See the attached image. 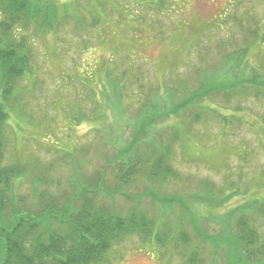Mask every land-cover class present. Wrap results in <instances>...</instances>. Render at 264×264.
I'll list each match as a JSON object with an SVG mask.
<instances>
[{
	"label": "rangeland",
	"instance_id": "1",
	"mask_svg": "<svg viewBox=\"0 0 264 264\" xmlns=\"http://www.w3.org/2000/svg\"><path fill=\"white\" fill-rule=\"evenodd\" d=\"M35 1L55 7L59 14L54 28L41 29L35 23L28 29L14 27L17 40L26 41L31 52L32 72L19 83L20 97L4 127L6 162L26 169L13 182L9 210L25 211L32 205L40 211L39 197L43 202L57 198L71 185L77 190L101 168L106 153L126 150L145 117L141 114L140 119L136 111L151 92V108H162L151 111L149 123L155 124L163 142L174 132L178 137L171 156L178 176L165 186H148L139 176L124 187L106 180L104 190L110 192L98 194V199L112 201L124 213L131 204L138 205L175 231L181 221V231L190 239L187 249L200 248L207 256L212 247L195 231L203 236L221 228L230 232L229 219H223L229 210L264 198V99L246 95L225 102L211 94L184 111L177 104L203 77L209 88L234 78L221 44H243L237 18L252 27L251 20L257 21L264 31V0ZM65 9L75 16L63 19ZM246 56L245 77L264 80V46L255 44ZM110 73L119 78H110ZM111 80L117 82L118 99ZM2 81L0 69V93ZM235 106L243 111H234ZM37 178L42 182L36 185ZM234 189L239 193L233 194ZM151 191L166 201L156 206ZM207 191L226 202L211 206ZM255 222L261 245L264 220ZM169 239L162 248L129 237L112 249L106 264H183L186 249L174 248ZM214 264L223 263L219 259Z\"/></svg>",
	"mask_w": 264,
	"mask_h": 264
},
{
	"label": "trees",
	"instance_id": "2",
	"mask_svg": "<svg viewBox=\"0 0 264 264\" xmlns=\"http://www.w3.org/2000/svg\"><path fill=\"white\" fill-rule=\"evenodd\" d=\"M101 4H104V0ZM54 8L35 0H0V69L3 74L0 93V264H106L112 249L129 237H139L143 242H154L162 248L170 237L174 248L186 249L181 253L183 264H214L219 259L223 264H264V244L258 245V231L254 225L256 218L264 220V198L253 199L230 209L223 218L229 219L230 232L221 228L214 235L203 236L195 231L198 238L212 247L205 257L200 248L191 251L187 249L190 239L186 231H181L184 229L181 221L178 222L181 228L175 231L166 220L149 217L138 205L131 204V208L124 213L112 201L107 204L98 199V194L110 192L104 190L108 189L106 180L109 184L117 183V186L124 187L131 178L139 176L146 178L148 182L145 184L148 186L151 182L156 186H165L167 181L175 180L178 176L171 161L173 142L178 137L174 132L163 142L165 138L155 132V124L149 123L153 118L152 113L156 110L159 112L162 108V104H158L155 109L151 108V103L148 102L151 92L146 94L144 102L140 103L136 111L137 117L140 116L141 119V114L145 117L138 121L140 125L135 126L138 128L133 132L126 150L106 153L101 168L82 182L77 190L75 185H71L67 192L57 198L43 202L39 197L40 211L32 205L25 211L14 208L9 210L13 182L23 177L26 169L21 164L6 162L7 138L4 127L13 104L20 97L19 83L32 72L31 52L26 41L17 40L14 27L28 29L32 23L41 29L53 27L51 24L54 20L57 22L59 14ZM63 14L66 15L63 19L75 16L74 13L66 12V9ZM235 20L238 32L242 34L243 44H221L225 51L222 54L224 60L232 62L235 80L225 79L217 87L209 88L205 86L203 76L206 75L203 73L202 83L199 82L197 89L188 92L184 102L181 100L177 104L178 110L184 111L190 105L206 100L211 94L220 95L225 102L246 95L253 98L261 96L264 99V80L259 82L258 79L245 77L248 69L246 53L257 43L264 46V31L260 32L257 21L251 20L252 27L244 24L242 18ZM109 75L112 78L115 74ZM114 77L119 78V74ZM141 81L138 78V87L143 85L139 84ZM110 84L118 99L120 94L117 82L111 80ZM159 89L158 86L157 90ZM235 107L234 111H243L242 108ZM214 114L218 115L216 112ZM195 116L198 117L199 113ZM36 180V185L42 182L39 178ZM206 185H202V188L210 190ZM149 193L156 206L166 201L155 191ZM236 193H239L238 189H234L233 194ZM207 195L209 201L206 203H211L213 207L226 202L222 200L223 197L217 199L219 196H211L208 191ZM125 197L130 198L127 195ZM186 207L188 211L189 208L187 205ZM232 220L235 221V226L231 224Z\"/></svg>",
	"mask_w": 264,
	"mask_h": 264
}]
</instances>
